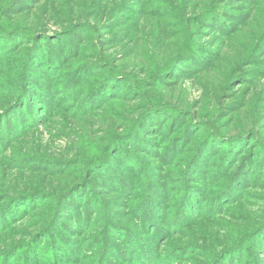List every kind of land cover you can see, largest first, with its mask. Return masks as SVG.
<instances>
[{
    "label": "rangeland",
    "instance_id": "1",
    "mask_svg": "<svg viewBox=\"0 0 264 264\" xmlns=\"http://www.w3.org/2000/svg\"><path fill=\"white\" fill-rule=\"evenodd\" d=\"M8 8L0 264H264V0Z\"/></svg>",
    "mask_w": 264,
    "mask_h": 264
},
{
    "label": "trees",
    "instance_id": "2",
    "mask_svg": "<svg viewBox=\"0 0 264 264\" xmlns=\"http://www.w3.org/2000/svg\"><path fill=\"white\" fill-rule=\"evenodd\" d=\"M16 5H13L11 8H12V10H13V8L15 7ZM11 8H8V9H6V10H1L0 11V15L1 14H3V13H5L6 11H8V10H11ZM3 31H5V30H3ZM4 33H8V34H4V35H2V38L4 37V36H12V34L10 33V32H4ZM202 65V64H201ZM204 65V64H203ZM202 65V66H203ZM205 66H207V64L206 65H204V67ZM2 68H3V66H2ZM2 68H0V73H2V71H3V69ZM2 69V70H1ZM115 79H117V78H115ZM132 79V78H131ZM131 79H130V81H131ZM105 82H106V80H105ZM30 83V82H29ZM27 87H32L31 85L30 86H27ZM99 93H97V94H99V97H101V98H99V97H97L98 95H96L95 97H94V100L95 99H97V101L94 103V104H91V103H87L86 102V104L87 105H85V107L86 106H88V108L87 109H90L91 107L92 108H96L98 105H99V101H102L103 100V95H105V90H104V86L103 87H100L98 90H97ZM26 92V87L24 88V92H23V94H21V99H19V97L13 102L14 104H16L17 102V104L15 105V106H20V104L22 105V108H26V111H27V114H30V115H32V114H34V112H35V108L33 107V105H35L34 103H37V105H38V103L40 102V100H39V93L38 92H28V94L27 93H25ZM18 100V101H17ZM52 108H53V105H51L50 107H48V109L47 110H52ZM156 111H159V109H155V108H149V109H146V112H148V113H151V112H156ZM4 112H6V110L4 111ZM3 112V113H4ZM2 113V114H3ZM2 114H0V117L2 116ZM35 118H36V115L34 116ZM201 122H203L204 120H200ZM25 122H29V118L28 119H26V120H24V121H22V123H21V125H23L24 126V124H25ZM138 126V124L133 128V131L136 129V127ZM258 140L260 141V143L262 144V146L264 147V139L263 138H261L260 136H259V138H258ZM236 141V139H234L233 141H231V143H234ZM192 159V158H191ZM224 163V162H223ZM189 178H190V176H189ZM238 179H241V177H238ZM226 191H228V189L226 190ZM86 211H89V205H87L86 206ZM182 208L184 209V207H183V205H182ZM76 212H78V211H76ZM79 213V212H78ZM105 241V240H104ZM104 246V245H103ZM147 255H150L151 253H149L148 251H147V253H146ZM33 256H36V252H35V254H33ZM32 256V257H33ZM149 264V263H148Z\"/></svg>",
    "mask_w": 264,
    "mask_h": 264
}]
</instances>
